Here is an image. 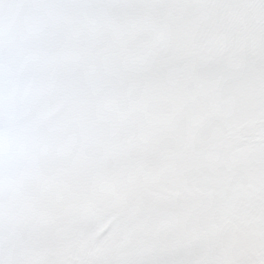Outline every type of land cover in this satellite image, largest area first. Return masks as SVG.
<instances>
[{
  "label": "snow or ice",
  "instance_id": "snow-or-ice-1",
  "mask_svg": "<svg viewBox=\"0 0 264 264\" xmlns=\"http://www.w3.org/2000/svg\"><path fill=\"white\" fill-rule=\"evenodd\" d=\"M77 101L168 119L236 103L264 118V0H0V129ZM108 217L40 251L6 242L0 217V264H264V227L233 246L244 238L175 196Z\"/></svg>",
  "mask_w": 264,
  "mask_h": 264
}]
</instances>
